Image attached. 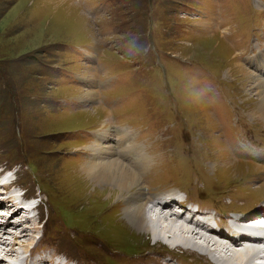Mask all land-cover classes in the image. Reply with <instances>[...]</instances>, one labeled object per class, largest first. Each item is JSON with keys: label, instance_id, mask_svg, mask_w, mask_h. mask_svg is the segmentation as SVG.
<instances>
[{"label": "rangeland", "instance_id": "obj_1", "mask_svg": "<svg viewBox=\"0 0 264 264\" xmlns=\"http://www.w3.org/2000/svg\"><path fill=\"white\" fill-rule=\"evenodd\" d=\"M74 2L0 0V168L34 201L12 215L20 224L0 240L1 263L27 257L18 236L77 264H220L170 231L165 240L137 228L123 211L129 195L95 187L82 164L95 133L117 150L125 133L151 158L134 190L256 206L264 198L256 154L264 117L255 112L264 66L254 57L264 51V0ZM127 127L141 145L129 142ZM13 199L0 202L1 212ZM228 246L217 255L237 249Z\"/></svg>", "mask_w": 264, "mask_h": 264}, {"label": "bare ground", "instance_id": "obj_2", "mask_svg": "<svg viewBox=\"0 0 264 264\" xmlns=\"http://www.w3.org/2000/svg\"><path fill=\"white\" fill-rule=\"evenodd\" d=\"M69 1L70 3H73V5H75L74 0H69ZM254 61L258 67L264 66V51H262V57L261 54L257 55L254 57ZM239 64L241 66H244L243 65L244 63L242 64L241 62H239ZM240 70L245 71L244 74L246 75L249 74L246 68L241 67ZM257 85L260 86L261 92H263L264 94V80L261 79L260 82H257ZM91 95L93 97V94ZM96 96L97 94H95L94 97ZM255 112L261 117H264V98L262 100H259L258 108L257 111ZM100 133L101 132L95 133L96 143L93 149L95 152L89 161L85 162V164H82V170L86 174V179L88 182L90 181L89 179H94L97 181L95 187H97V185H100L101 187H105V185L107 184L108 185V186L106 185L107 188L118 191V194L115 196H117L120 200L125 199V197L129 195L125 199L126 204L123 211L125 212L130 222L133 223V225H135L137 228H139L142 231L152 233V235L155 236L156 238L162 237L165 240L168 239L166 236V232L170 231L172 232L174 239L178 240L177 242H179V245H182L184 248H188V250L190 249L191 251L195 250V251L208 253L213 257V259L217 261V263L220 264H264V256L257 255L258 253L256 252V248L254 246L251 247L249 245L243 244L244 241L249 240L246 237H241L240 239H234L233 237L228 235L227 238L229 239V243H226L216 238L213 235L208 234L207 236V234H203V232L197 231L196 228H193L188 224H183L182 222L177 220L178 217L180 216L170 212L169 209L171 205L169 203H164L163 205L160 206L161 207L160 209L150 208V206L147 204L148 202L146 201V197H147L145 195L146 188L137 187L136 190H134L136 185L139 186L138 183L140 181V175L143 173L144 169L148 166L151 159L150 156L147 155L146 152H144L143 150L138 151V147L134 144H132V146L129 147V143L126 142L123 138H121L125 135V133L119 136L120 139H118V142L115 141L116 142L115 144H117L120 147V150L115 149L116 147L115 145L112 144L108 145V141L104 139L105 134H100ZM127 139H129L130 143H133L134 139L131 131H129ZM133 151H136L137 156L134 154ZM259 155L264 156V153L261 152L259 153ZM129 159L133 160L134 162L130 164H128L129 162L128 163L125 162L126 160ZM90 183L92 182L90 181ZM175 192L176 191L174 189L172 191H162V194H152L151 197H147V198L148 201H151L153 199H163L168 197L169 195H174ZM1 193L2 192L0 188V194ZM9 198H14V197L12 195L9 196L8 199ZM8 199H2L0 200V202L4 201L5 203H7L5 200ZM30 203L31 205H33L34 201H30ZM12 205L15 206L12 209L11 214L7 218L8 220L6 219L5 222L0 223V240L8 237L5 236L7 232H8L7 234L10 233L8 229L12 228V227L9 228V225L10 223H13L11 222L12 221L11 217L14 214V212H16L17 210L22 212V208L16 206L17 203L13 202ZM3 208L4 207L0 209ZM161 211H163L164 215L160 213ZM152 216L155 218H153ZM22 217L23 215L20 217V219ZM25 220H27V218ZM19 224L20 223L18 222L17 225L19 226ZM210 231L215 233L214 230H210ZM196 235H200L202 239L205 238L204 241H206V239L211 240L213 244L216 245V248L211 249L207 245L199 243L198 241H196L197 240ZM10 238L12 237L10 236ZM12 239H14L16 244H19L21 248L24 249L23 253L29 252V250L33 249L30 248V246L33 245L32 244L33 239H30L25 243H22L21 241L20 243L18 240L19 239L18 236L13 237ZM228 245H236L237 249L228 250L230 251V253L220 254L218 256L217 251L220 250L223 251V249H227V247L229 248ZM6 256H4V258ZM255 258L262 259L263 261L257 263L254 261ZM13 260L14 261H10V262L16 263L17 259L15 258ZM44 260L47 261V259ZM28 264H36V263L34 262L30 263V260H28ZM52 264H59V263H52Z\"/></svg>", "mask_w": 264, "mask_h": 264}]
</instances>
